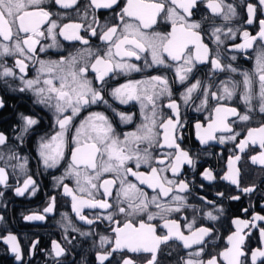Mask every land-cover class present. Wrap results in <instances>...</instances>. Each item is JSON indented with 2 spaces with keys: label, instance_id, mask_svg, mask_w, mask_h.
Returning <instances> with one entry per match:
<instances>
[{
  "label": "snow or ice",
  "instance_id": "6c2138e0",
  "mask_svg": "<svg viewBox=\"0 0 264 264\" xmlns=\"http://www.w3.org/2000/svg\"><path fill=\"white\" fill-rule=\"evenodd\" d=\"M0 90L52 114L34 143L57 193L24 220L45 221L63 197L74 216L63 215L62 237L90 239L96 264H264V205L240 203L227 233L217 231L224 200L264 189V177L244 179L249 162L264 173V0H0ZM40 123L20 112L13 135L0 132V186L17 196L38 190L23 146ZM193 136L205 153H230L219 174L202 172L224 182L219 200L196 197L186 179L197 169ZM5 225L0 216V245L27 264L40 241L25 245ZM50 245L64 264L67 248Z\"/></svg>",
  "mask_w": 264,
  "mask_h": 264
},
{
  "label": "flooded vegetation",
  "instance_id": "af4514ba",
  "mask_svg": "<svg viewBox=\"0 0 264 264\" xmlns=\"http://www.w3.org/2000/svg\"><path fill=\"white\" fill-rule=\"evenodd\" d=\"M236 3H241L242 0H235ZM243 15V10H241ZM237 60L233 62L234 66L239 65L243 70H247L250 67V61L245 59L243 54H237ZM134 77L139 78V74H134ZM121 81H113V84ZM0 96L5 100V108L0 109V132H4L10 137L13 135V129L17 123V114L20 112L26 114H34L40 119L41 123L37 126V133L32 140H29L23 146L24 154L30 156V169L32 173H35L34 179L37 181L38 190L35 195L26 193L25 196H17L12 188L4 189L0 186V191H3L4 195L0 196V216H3L6 221V227L18 234L19 238L24 242L25 245L31 240H39V250L36 251L29 258H26L27 264H53L52 258L47 254L50 250V241L55 239L60 242L64 247L67 248L68 254L62 257L64 264H96L94 253L96 249L93 247L92 241L81 237L78 233H70L69 238L72 239V243L69 244L67 240L62 237L63 232V215L68 214L74 216L71 212L70 206L65 202L63 197H58L57 205L54 213L46 214L45 221H26L23 219L24 216L32 214H43V208L48 203L49 195H55L57 189L53 187L54 180L46 170L42 168L37 162L35 154V143L34 140L39 139V136L44 135L49 130L51 123V113L46 109H42L38 105L32 103V97L30 94H24L13 91L0 90ZM110 99V98H109ZM120 110L137 112L138 106L134 105H115ZM93 110L105 111L103 106H93ZM183 111V110H182ZM106 114L110 117L112 112L106 111ZM200 114L188 110L186 113L187 117L196 118ZM125 130H130L131 125L121 126ZM193 144L197 145L193 155L197 160V169L195 172L189 170L186 179L190 181L194 188V195L196 197L203 196L207 199L219 200L216 196L217 191H224L225 184L222 181L209 182L203 180L202 172L205 169L212 170L214 175L219 174L226 164L225 156L230 155L225 151V146L216 145L204 152V146H200L195 141L194 136L188 142V147L191 148ZM244 164V161H241ZM245 172V183H256L260 184L264 173H262L258 166H253L249 163L244 168ZM59 174V173H57ZM22 179V177H21ZM15 186H19L15 181H10ZM201 184L204 187H201ZM150 191V190H149ZM264 189L258 188L251 197H242L240 202H230L228 200L223 201V207L226 215L217 222V231L223 236L227 233L229 224L227 223L229 217H235L241 215L236 212V208L239 207L240 203L244 206H255L256 211L261 210V205H264ZM195 203V201H193ZM88 212L89 210H85ZM264 214V213H262ZM77 226H80V222L77 221ZM101 231H106L107 225L101 224ZM87 230V226H84ZM111 235V233H107ZM253 245L257 243L256 240L252 241ZM75 246V247H74ZM170 258H166L163 264H169ZM0 264H17L14 260L13 255L10 251H5L4 246L0 245ZM171 264H175V260H171Z\"/></svg>",
  "mask_w": 264,
  "mask_h": 264
}]
</instances>
